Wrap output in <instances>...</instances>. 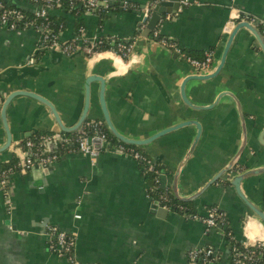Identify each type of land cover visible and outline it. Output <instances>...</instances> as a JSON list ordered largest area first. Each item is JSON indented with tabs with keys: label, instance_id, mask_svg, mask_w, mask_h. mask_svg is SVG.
I'll return each mask as SVG.
<instances>
[{
	"label": "crops",
	"instance_id": "0c3cea01",
	"mask_svg": "<svg viewBox=\"0 0 264 264\" xmlns=\"http://www.w3.org/2000/svg\"><path fill=\"white\" fill-rule=\"evenodd\" d=\"M0 1L28 12L38 8L30 0ZM105 1L113 8L103 16H81L85 34L133 41L127 59L113 52L93 57L83 52L65 55L53 49L39 52L37 31L0 26V95L4 100L15 91L37 94L54 106L61 124L70 128L83 109L85 81L96 76L105 86L103 102L109 119L127 139L145 140L161 130L189 122L148 145L135 146L158 163L160 181L172 192L174 174L199 128V138L177 180L181 197L199 192L238 151L243 127L231 98L235 97L244 115L247 138L240 161L231 173L186 202L199 215L207 207L216 206L225 214L226 223L207 231L199 220L162 210L147 196L149 185L138 163L109 143L95 159L60 153L55 163L40 168L45 173L29 170L21 174L17 169L10 174L6 190L0 193V264H67L49 250L48 226L74 236L75 255L83 264H187L189 250L207 246L220 254L213 264H231L227 230L237 240L264 242V225L245 206L231 183L244 171L264 167L261 48L248 30L239 29L219 74L207 80L187 81L181 89L187 78L204 74H198L178 54L151 37H141L144 14L140 11L153 0ZM190 1V6L170 19L164 17L156 30L188 56L202 57L213 52L215 66L207 74L217 68L227 38L239 23L235 20L239 14L254 18L251 25L257 30L262 27L264 32V0ZM124 3L131 8L123 10ZM49 14L63 16L54 9ZM65 18L66 26L59 36L61 41H70L75 36V19L70 15ZM27 66L31 67L29 71L18 72ZM99 95L100 83L93 81L87 120L105 126ZM181 96L194 106L209 108L194 110L185 105ZM5 120L12 141L0 152V165L16 158L20 166L21 145L26 139L61 132L49 109L27 96L10 101ZM5 142L0 116V148ZM238 190L264 212V172L241 181Z\"/></svg>",
	"mask_w": 264,
	"mask_h": 264
},
{
	"label": "built area",
	"instance_id": "2783aa9c",
	"mask_svg": "<svg viewBox=\"0 0 264 264\" xmlns=\"http://www.w3.org/2000/svg\"><path fill=\"white\" fill-rule=\"evenodd\" d=\"M37 3V10L34 12L36 18L43 19L50 9L59 6L61 0H33ZM80 3V6L84 9L86 15L96 14L98 11L107 9L108 5L105 0H69ZM166 0H153L147 6L144 7V17H149L151 11L155 6ZM190 0H179V8L177 11H181L182 8L188 7L192 4ZM123 10L131 8L129 4L124 3L121 5ZM172 15H165L166 19H170ZM24 16L16 9L5 6L0 1V26H3L9 30L17 28L20 21ZM162 18V19H163ZM236 21L248 22L253 24L255 19L248 15L239 14ZM234 22V21H233ZM232 23V22H231ZM146 22L142 25L145 28ZM32 28L40 34L39 48L41 50H58L65 55H71L76 52H83L86 57H93L104 52H113L117 56L127 59L131 54L134 44L130 40H111L109 49H102L101 37L92 36L87 37L85 29L80 28L78 34L75 35L70 41H61L56 36L52 35L50 29L41 24L33 25V22L24 23L23 29ZM151 39L156 41L160 46L167 50L178 54L183 60H185L198 74L210 73L215 66V58L212 52H207L200 60L194 59L185 54L175 43L172 41L161 38L156 29L153 30ZM114 46V47H113ZM3 97L0 95V106L2 104ZM87 132L83 131L82 127L74 133L73 136L58 133H46L39 134L33 138L26 139L22 145V164H17V169L21 174H25L32 168H46L55 163L59 154L65 153H78L88 156L91 159H95L105 148L101 147L99 150L92 147V140L97 138L100 142H106L109 145L107 134L103 131L102 123L98 121H90L87 125ZM91 132V135L88 133ZM123 145V144H122ZM122 145L115 147V150L121 153H125L133 158L137 163L143 162L145 172H151L155 175V180L160 184L161 194L159 195L158 204L166 211H171L167 206L169 200L170 191L169 186L162 184L160 181L161 171L155 168V161L150 157H143L138 152H132L123 148ZM55 147V151L51 147ZM16 169V170H17ZM15 171V169H8L0 171V193L4 192L8 186L9 176ZM179 214V213H177ZM187 219H195L201 221L206 230L215 229L219 226H223L225 223V214L219 210L216 206H210L205 209L203 215L199 214H179ZM78 218V216H76ZM47 238L49 250L56 255L59 259L64 260L67 264H83L79 262L75 255V239L74 236L60 230L56 226L47 227ZM225 238L228 242V257L231 264H264V252L259 251L255 253L249 250V247H260L264 249V242H255L251 244L247 241H242L243 246L247 249L246 252L238 250L235 246H231L230 241L234 238L231 232H225ZM219 252L212 247H199L188 251L187 264H213L219 258Z\"/></svg>",
	"mask_w": 264,
	"mask_h": 264
},
{
	"label": "water",
	"instance_id": "95a60500",
	"mask_svg": "<svg viewBox=\"0 0 264 264\" xmlns=\"http://www.w3.org/2000/svg\"><path fill=\"white\" fill-rule=\"evenodd\" d=\"M145 7V6H144ZM144 7L141 9L140 13H143ZM179 8V0H166L164 2H161L160 4H158L157 6H155L153 8V10L151 11V14L149 17H144L142 19V24L143 25L146 22L145 28L142 30L141 32V37L143 38H147L150 34L151 31H153L154 29H156V27L159 25L160 21L162 20L163 16L169 14V15H174L177 12V9ZM246 29L248 30L255 38V40L257 41L259 47L261 48V51L264 55V37L263 35L260 33L259 30H257L253 25L249 24L248 22H239L237 23L233 29L231 30L227 41L225 43L221 58H220V62L217 66V68L214 70V72L212 74H207V75H196L190 78H187V80L182 84L181 89L183 88V85L190 80H207V79H211L215 76H217V74H219V72L222 70L224 64H225V60H226V56L227 53L229 51V48L234 40V37L237 33V31L239 29ZM58 51V50H55ZM29 68L31 67H24L22 69H19L18 72L20 74H24L27 71H29ZM93 81H98L100 83V95H99V101H100V108H101V113H102V117L104 120V124L108 130V132L110 133V135L115 138L116 140H118L120 143L126 145V146H145L148 145L150 143H152L153 141L157 140L158 138L165 136L171 132H174L176 130H179L183 127H186L188 125L189 122H183V123H179L175 126H171L169 128H166L164 130H161L160 132L156 133L155 135L149 137L148 139L145 140H130L127 139L123 136H121L113 127L110 119H109V115L107 110L105 109L104 106V102H103V93H104V83L101 80V78L96 77V76H89L86 81H85V86H84V104H83V109L81 112V115L78 119V121L76 122V124L72 127H65L61 124V121L59 119V116L54 108V106L47 101L46 99H44L41 96H38L37 94L31 93V92H22V91H15L12 94L8 95L2 102L1 106H0V116H1V120H2V124L6 133V142L5 144L0 148V152L3 150H6L7 148H9V146L11 145V134L9 132V130L7 129V125H6V120H5V114H6V109L8 104L10 103V101L16 97V96H27L30 97L40 103H42L44 106H46L49 111L51 112L52 116L54 117V120L57 124L58 129L64 133V134H72L75 133L76 131H78L86 122L87 120V115L89 112V108H90V85ZM182 97V96H181ZM236 106H237V110L239 115L241 116V124L243 127V139L241 142V145L238 149V151L236 152V154L233 156V158L228 162V164L222 169L220 170V172H218L209 182H207V184H205V186L196 194L189 196V197H181L178 192H177V180L179 178L180 172L183 169V167L185 166V163L187 162V160L189 159L195 145L196 142L199 138L200 135V130L199 128L197 129V135L195 137V140L192 144V146L190 147V149L188 150V152L186 153V155L184 156V158L182 159V161L179 163L178 168L174 174V180H173V187H172V193L173 196L180 202H190L191 200H193L194 198H196L198 195H200L203 191H205L208 187H210L211 185L215 184L222 176L231 173L234 168L237 166V164L240 161V158L242 156L243 150L245 149V145H246V127H245V121H244V115L243 112H241L240 109V105L237 101V99L235 97H231ZM182 101L185 103V105H187L188 107L194 109V110H207L209 107H202V106H194L192 104H190L188 102V100H186L185 98L182 97ZM211 107V106H210ZM262 134H264V130L262 131ZM261 139V136H260ZM92 147L94 149L99 150L101 147L105 148L108 146V144L106 142H100L99 139L94 138L91 142ZM264 146V145H263ZM32 173H36V172H43L40 168H32L30 170ZM264 172V167L260 168V169H252V170H247L242 172L241 174L237 175L236 177L232 178L231 183L233 184V186L236 188L237 194L240 197V199L243 201V203L245 204V206L253 213L255 214L259 220L262 222V224L264 225V212L255 208L252 204H250V202H248L247 200H245L241 194L240 191L238 190V186L240 184L241 181H243L244 179L253 176V175H258L260 173ZM157 206V202L155 203ZM161 208V207H160ZM162 210H164L163 208H161ZM165 212H167L166 210H164Z\"/></svg>",
	"mask_w": 264,
	"mask_h": 264
},
{
	"label": "trees",
	"instance_id": "16d2710c",
	"mask_svg": "<svg viewBox=\"0 0 264 264\" xmlns=\"http://www.w3.org/2000/svg\"><path fill=\"white\" fill-rule=\"evenodd\" d=\"M32 3H35L33 0H30ZM37 5V3H35ZM9 8H14L16 10H18L23 16V20L19 22L17 28H23L24 27V23H30L33 22V25H45L47 26L52 35L56 36L59 40H60V36L59 34L65 29L66 26V15H70V16H74V35L78 34V31L80 28H84L82 26L81 23V16L84 13V9L80 6L79 2L76 1H69V0H61L60 1V5L53 7L54 10H58L61 11L63 13V16H51L49 14V12L47 13V15L41 19V18H36L35 17V13L34 12H28L25 11L23 9L17 8V7H9ZM113 8V6H108L107 9H103L101 11H98L96 14H100V16H103L104 12L108 11L109 9ZM16 28V29H17ZM259 31L261 34L264 35L263 32V28L259 27ZM141 31L139 30V33ZM154 31H151L149 34V38L151 37V35L153 34ZM100 40L102 41V45L101 48L102 49H109L111 46H109L111 39L106 38V37H101ZM114 47V46H113ZM43 51V50H39ZM213 53V52H212ZM190 57H193L194 59H202L204 57V55L201 57V55H196V54H190ZM90 122V120H86V122L84 123V125L82 126L83 131H88L87 130V125ZM103 127V131L107 134L108 136V142L111 144V146L114 148L118 145H122V143H120L118 140H116L115 138H113L110 133L108 132V130L106 129V127L104 125H102ZM89 135H91V132L88 133ZM74 133L69 134V136H73ZM36 136V135H34ZM34 136H32L31 138H33ZM124 149L132 151V152H138L140 153L143 157H149L147 154H145L144 152H142V149L140 147H135V146H126V145H122ZM139 167H141L142 169V173L145 176V179L149 185L148 190H147V196L150 198L151 201L153 202H158L159 200V195L161 194V187L160 184L155 180V175L151 172H145L144 170V166H143V162L140 161L138 163ZM17 159H13L11 160L9 163H5V164H1L0 165V171H5L8 169H17ZM155 168L160 169L158 163L155 162ZM167 206L169 207V209L171 211H176L179 214L182 213H188V214H197L193 209H192V204L191 203H186V202H180L178 201L172 194H170L169 196V200L166 203ZM225 223H226V219H225ZM224 223V224H225ZM226 232H230V231H226ZM231 246H235L238 250L242 251V252H246V248L243 246L242 241L241 240H237V239H232L230 241ZM249 250L254 251L255 253L262 251L264 252L263 248L260 247H249ZM230 251V250H228ZM258 254V253H257Z\"/></svg>",
	"mask_w": 264,
	"mask_h": 264
}]
</instances>
